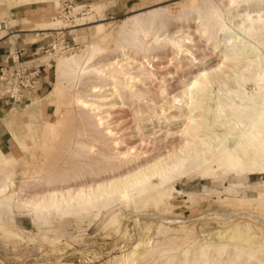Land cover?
<instances>
[{"label":"bare ground","instance_id":"1","mask_svg":"<svg viewBox=\"0 0 264 264\" xmlns=\"http://www.w3.org/2000/svg\"><path fill=\"white\" fill-rule=\"evenodd\" d=\"M32 1L47 3L46 0H0V5H30ZM239 1L242 0H217V3L224 8L234 5L237 8ZM243 3L242 11L234 14L229 11L224 14L218 4L206 0L201 6L190 1L191 8L178 16L175 14L177 17L163 8L139 10L140 13L121 23L113 37L112 50L100 44L109 37L104 33L105 27L97 25L100 43H91L79 53L60 57L55 64L56 83L48 97L77 90L69 101L78 112L82 129L79 126L80 132L77 129L75 137H70L68 145L65 144L66 153H72L69 161L72 159L75 164L55 174L47 173L37 181L29 178L33 182L25 181V186L15 192L11 172L7 170L10 162L0 150V225L13 227L14 210H29L37 221L48 224L57 218H83L93 213L98 217L99 213L110 212L120 205L122 210L108 217L109 223L115 224L129 208L150 205L158 211L174 208L172 201L181 195L174 184L193 174L203 181L214 180L218 171L246 181L255 176L264 177V54L261 52L264 49V0H243ZM91 8L96 13L101 11L94 5ZM91 18L89 23H96ZM174 22L188 30L193 25L199 40L196 42L188 31L184 33L186 37L179 38L174 33H161ZM60 24L56 21L39 25L54 28ZM3 32L1 29L0 33ZM198 42L203 45L198 46ZM168 52H172V56L183 55L181 64L187 68V74L207 58L219 57L221 62L214 70L199 73L186 85L185 91L175 92L171 100H163L162 94L156 93L161 100L149 101L153 108L144 107L146 95L155 93L151 88L153 79H163L159 63ZM247 84L253 86L252 93L247 92ZM135 103L143 117L141 129H147L154 121L163 120L170 125L184 121L178 133L182 137L181 145L143 167L139 163L146 159L141 157L147 153H143L144 142L141 140L140 145L133 146L134 137L126 133L118 135L125 125L116 130L111 124L119 118L114 117L115 111ZM50 124L44 126L45 132L49 130L53 136L56 128ZM26 133L20 138L14 137L17 149H35L37 142L27 145L29 136L34 135L30 125ZM262 187L264 189V183ZM28 188L45 193L24 198ZM230 205L244 209L254 207V210L264 207V191L255 198H235ZM155 216L167 224L162 215ZM216 216H220L219 220L225 218V215ZM173 222L175 220H169L170 224ZM163 224L156 226L158 237L154 241L142 238L152 227L144 224L138 230L139 239L132 250L125 251L114 264H264V245L262 241L256 242V235L231 229L217 232L219 242L196 243L194 240L195 244L190 246L193 229L183 226V222H179L182 226L176 229Z\"/></svg>","mask_w":264,"mask_h":264},{"label":"rangeland","instance_id":"2","mask_svg":"<svg viewBox=\"0 0 264 264\" xmlns=\"http://www.w3.org/2000/svg\"><path fill=\"white\" fill-rule=\"evenodd\" d=\"M46 1L47 3L43 4H34L35 2L32 1L30 5H0V22L3 23L1 25L4 31L0 33V37L14 36L10 42L11 47H8V59L0 67V141L4 156L10 162L7 170L11 172L15 192H19L25 186L23 184L25 181L31 184L33 181L29 178L34 177V180H39L47 173V175L55 174L75 164L74 160L69 161L72 153H66L68 145L66 143L71 139L70 137H75L77 129L79 132L82 129L81 121L77 116L78 112L69 101L77 90L66 92L59 97H48L56 83L55 64L57 60L62 56L79 53L85 50L87 45L99 42L100 35L96 31L97 25H103L104 33L109 37L99 43L112 50L114 48L113 37L121 23L127 18L141 11L157 8L166 9L171 16L177 17L181 12L187 11V8H191L190 1L193 0ZM206 1L218 4L217 0ZM194 2L195 5L201 6L204 0H194ZM157 3L160 5L151 7ZM238 3L237 8L236 5L224 8L221 3L218 7L224 14L228 11L234 14L242 11L243 0ZM92 5L95 8H101V11L99 13L92 11ZM249 15L255 16V13H249ZM89 18L96 23L90 24ZM56 21H60L61 24L54 28L39 25ZM227 24L231 26L229 22ZM177 25L174 22L170 28L161 33L169 32L170 35L174 33L175 37L179 38L186 37L184 33L188 31L196 42L199 40L193 25L190 26V30L186 29V26ZM198 44V46L203 45L199 42ZM198 48L201 49V47ZM261 52L264 54V49ZM171 54L172 52L166 53L164 60L159 63L163 70V79H153L151 83L152 92L162 94L160 96L163 100H171L175 92L185 91L186 85L194 81L199 73L212 71L221 62L219 57L214 60L207 58L203 64L194 66L187 74V68L181 64L183 55L178 57ZM18 69L27 70V74L38 73L39 84L36 89H23L21 92L8 89L10 84L13 85L10 77ZM163 88L167 90L166 93ZM246 89L248 93L254 91L250 84L246 85ZM8 91L10 94H7ZM154 94L146 95L147 101L144 100V107L147 105L153 108L149 101L154 100L157 103L161 100L160 97L157 98V94ZM159 104L158 106H161ZM138 107L136 103L128 104L124 110L115 111L117 113L114 117L118 115L117 118H119L116 120H119V125L116 120L111 121V124L113 123L116 130L125 125L123 132L120 131L118 135L122 136L126 133L134 137L133 146L140 145L141 140L144 142L143 153H147L141 157H146V159L139 163V166L143 167L164 158L181 145L182 137L178 133L183 129L184 121L171 122V125L163 120L154 121L147 129H141L143 117ZM115 122L118 127L114 124ZM46 123L55 126L56 133L53 136L48 132L49 130L45 132ZM27 125L34 129V135L29 136L27 145L31 146L33 142H37L36 147L27 150L17 149L14 137L20 138L21 135H27ZM43 132H45L44 135ZM33 172L34 175H32ZM217 177L214 180L203 181L198 175L193 174L191 177L178 180L174 186L181 192V195H177L172 201L174 208L164 211L154 210L151 205L141 209L129 208L115 224L109 223V216L112 213H119L122 210L120 205L113 207L110 212L99 213L98 217L93 216L96 214L93 213L92 216L83 218H57L48 224L43 220L37 221L29 210H14L13 227L6 228L0 225V264H114L125 251L129 253L132 250L139 239L138 230L142 229L144 224L152 227L151 231L146 234L147 236L145 235L146 237L142 234V238H150L154 241L158 237L156 226L163 223L164 226H169V220H175L173 224H170L172 229L182 226L179 222L193 229L194 234L190 246H193L195 241L196 243L219 242L217 232L231 229H239L241 233L249 236L250 234L251 236L256 235V242L262 241L264 245V207L254 210V207L244 209L230 205L235 198H255L258 193H262L264 177L255 176L246 181L237 179L231 174H223L222 171L217 172ZM24 193L26 194L24 198H26L45 192L28 188ZM157 213L165 220L167 219V224L155 216ZM216 214L225 215V220H219L220 216Z\"/></svg>","mask_w":264,"mask_h":264},{"label":"built area","instance_id":"3","mask_svg":"<svg viewBox=\"0 0 264 264\" xmlns=\"http://www.w3.org/2000/svg\"><path fill=\"white\" fill-rule=\"evenodd\" d=\"M1 29L2 25L0 24V30ZM10 78V81L13 82V85L10 84L8 89H15L17 90V92H21L23 89H36L39 84L38 73L32 72L30 74H27V70L25 69L16 70ZM7 94H10V91H8ZM10 98H13L12 95H10Z\"/></svg>","mask_w":264,"mask_h":264},{"label":"crops","instance_id":"4","mask_svg":"<svg viewBox=\"0 0 264 264\" xmlns=\"http://www.w3.org/2000/svg\"><path fill=\"white\" fill-rule=\"evenodd\" d=\"M0 24H3V23L0 22ZM7 37L8 36L0 37V67H2L3 64L5 63V61L8 59V53H9V48L8 47H11V43L10 42L14 38V36H12V37H8V39H6ZM0 72H1V69H0ZM7 130L9 132V134H10V131H9L8 127H7ZM0 140H1V138H0ZM0 150L2 151V153L4 155V150H3V146H2V142L1 141H0Z\"/></svg>","mask_w":264,"mask_h":264}]
</instances>
